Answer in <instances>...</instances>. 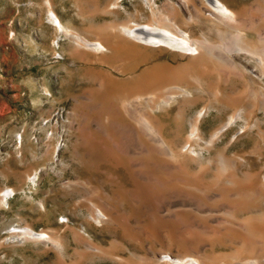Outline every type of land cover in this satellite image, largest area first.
I'll list each match as a JSON object with an SVG mask.
<instances>
[{
	"label": "rangeland",
	"instance_id": "obj_1",
	"mask_svg": "<svg viewBox=\"0 0 264 264\" xmlns=\"http://www.w3.org/2000/svg\"><path fill=\"white\" fill-rule=\"evenodd\" d=\"M220 1L239 18L234 26L200 16L204 0H0V191L6 187L13 190L5 203L0 202V264H154L141 257L160 248L177 251L179 247L162 233V227L150 224V215H164L161 209L165 200L172 198L171 187L192 190L188 180L191 177L205 186L207 195L203 199L210 209L188 212L191 208L186 205L181 207L185 210L181 215L202 216L205 224L194 228L201 235L199 238L208 242L203 245L208 253L205 259L232 260L229 254L234 250L240 252V257L251 256L243 244L250 235L222 219L251 217V212H236L235 207L230 211L234 210L237 218H232L227 205L251 193L244 178L247 172L258 177L264 173V157L259 154L264 147V120L243 132L240 123L234 124L212 147L186 140L193 115L203 104L220 102L226 96L231 97L225 98L228 102H248L242 95L264 81H259L257 74L256 78L252 74V80L245 72L244 77L229 74L228 67L208 59L210 73L202 74L200 79L203 86L209 79L210 87L192 89L193 98H197L194 104L179 97L149 117L159 126L172 158L159 153V143L147 129L143 131L136 115L131 112V116L128 109L138 92L158 93L167 85H185L187 81L176 80L174 70L188 62L189 54L136 43L111 27L129 21L154 23L167 17L188 35L208 43L227 40L237 33L251 43L260 42L264 35L259 32L264 25V0ZM153 8L159 9L160 14H152ZM48 9L58 15L67 29L88 41H102L107 50L95 53L73 44L65 35L58 36L48 20ZM117 44L133 50L117 55ZM235 56L248 69L253 65L245 62L242 54ZM157 63L167 64V77L145 87L138 81L141 70ZM100 72L109 73L110 77L102 80ZM138 110L150 112L144 103ZM230 110L226 109V114ZM215 112L211 108L199 122L206 138L226 117ZM257 112L264 119L263 112ZM134 130L148 150L135 155L145 153L143 162L152 178L128 171L131 157L124 153L125 145ZM222 150L228 157L252 158L241 166L228 160L230 165L223 167L218 158L215 160ZM113 154L119 161L110 157ZM167 161L172 167L167 166ZM34 174L37 178L30 182L29 177ZM217 186L223 192L212 194ZM238 188L244 194H234L240 191ZM247 190L249 193H245ZM100 195L109 197L113 205L105 220L96 221L88 215V208L94 201L106 205ZM251 197L252 193L248 197L250 203ZM216 215L218 221H212L211 216ZM134 216L145 219V229ZM175 224L170 227L173 234L183 235V226ZM223 224L230 228L211 232V226ZM23 227L47 237L11 233ZM148 229L153 234H146Z\"/></svg>",
	"mask_w": 264,
	"mask_h": 264
},
{
	"label": "bare ground",
	"instance_id": "obj_2",
	"mask_svg": "<svg viewBox=\"0 0 264 264\" xmlns=\"http://www.w3.org/2000/svg\"><path fill=\"white\" fill-rule=\"evenodd\" d=\"M144 1L148 2V0H144ZM48 4H50V2ZM204 7H205L204 11L200 13V16L203 15L204 18L207 17L210 19H215L217 21H221L226 24L233 25V26L234 24L237 23L236 21L239 19L236 13L232 9H230L227 5H225L223 2H221L220 0H204ZM48 12L50 13L48 16V20L55 27L56 31L58 32V36L65 35L66 37L72 40L73 44L75 43V45L84 47L95 53H100V52L107 50L102 41H99V40L88 41L87 38L82 37L78 34H75L74 32L67 29L63 25V22L61 21V19L58 17V15L54 13L53 10L48 9ZM151 12L152 14H160L161 11L157 8H153L151 9ZM111 27L113 31H117L119 34H122L123 36L131 39L132 41L136 43H141L145 45L163 46L168 49H171L172 51L187 52L189 54L190 59L188 60V62L183 65L177 66L174 70V76L176 80L177 81L179 80L187 81L186 84L184 83L185 85H181L179 83L167 85L165 86V88H163L162 91L158 93H156L155 91L148 92L147 94L145 92H138L137 94L133 96L132 98L133 100L130 102L129 109H128V112L130 110V113L132 112L134 115H136V119L140 122V124L144 128L143 131L147 129L148 133L150 134L149 136L154 141L159 143L158 145L159 149H157L159 150V153L165 154L167 156L170 155V157L172 158H174L172 154V150L168 148V144L166 145V143L161 138L159 126L157 124H154L149 119V117L151 116V113H153L156 110H160L161 108L163 109L164 107H168L172 102L177 100L179 97H186L190 99L192 103L194 104L197 98H193L192 89L194 87L196 88L205 87L208 90V88L210 87L209 79H207L208 82H206L205 86L202 85L201 79H200L202 74L210 73V69L207 65L208 59H211L217 63L223 64L224 66L228 67L229 70H227V73L229 74L230 73L233 75L242 74V76L244 77L243 72H245L246 74H248L251 80L253 79L252 77L254 76V74H257L259 77V81H264V35L260 37L259 39L260 42L258 43H251L243 39L239 33L235 35H231L230 38H228L227 40L222 39L218 43H208L202 39H199L198 37L188 35L181 29L179 25L172 22L171 19L167 17L160 19L159 21L154 22V23H150V22L142 23V22H137V21H129V22H122V23L113 25ZM259 28H260L259 32H262L264 34V25L260 26ZM57 43H58V39H56V44ZM115 49H116L115 51L117 55L121 51L130 54L133 50V48L130 46L119 45V44H117ZM237 54H242L243 55L242 57L246 59L245 62H251L253 64L250 67V69H248V67L245 66L244 64H240L235 60V57H236L235 55ZM58 55H60L61 57L60 53H58ZM167 71H168V66L165 63H157L152 66H147L141 70V75L138 78V81H140V83L143 84L145 87L146 86L152 87L155 84H157L161 79L167 77V74H166ZM100 77H101L100 79L104 80L105 78L110 77V75L109 73H106V72L105 73L100 72ZM91 78L92 77H90V79ZM254 78L256 77L254 76ZM247 88H250V87H247ZM245 96L243 94L242 98H245L246 100L248 98V102L246 101L247 103L239 102L240 103L239 104L236 102H228L227 100H225V98H229V97L226 96L220 102L217 100L215 103H212L211 101H209L208 103H206V105L203 104L202 107L196 110L195 114L193 115L194 119L192 122H190L191 128H190L189 133L187 134L186 142L201 141L205 147H212L213 145H215L217 140L221 137L220 135L226 132L227 130L231 129L232 126L236 123H240L241 125L240 129H242L241 132L245 131L246 129L259 126L258 122L264 120L262 119V117L260 119V116H258V112H257V111H262L264 114V84L260 85L258 88H251L250 90L247 91ZM229 99H231V97ZM128 100L130 101V99ZM142 103L147 105L150 111L149 113L140 112L138 110V106H140ZM211 108L216 109L215 115L217 114V116L226 114L227 112L226 109L228 108H230L231 110L225 115L226 117L224 118V122L219 127H217L215 130H213L209 134V137L206 138L200 132L199 122L203 120V118L205 117L206 114L209 113ZM132 113H131V116H132ZM262 136H264V134ZM262 139H264V137ZM145 147L138 136V132L134 130L133 134H131V136L129 137V142L127 143V145H125L124 153L126 155H129V158L131 157L130 158L131 167L129 166L127 167L129 169L128 170L129 173L132 175L135 174L137 176H141L142 178H152L151 176L152 174L151 175L149 174V171L146 169L144 165L146 163L143 162L145 158H143L142 156L148 151ZM188 147H189V144H187V148ZM223 151L224 150L220 151V153L221 152L223 153ZM250 151H252V149ZM255 151H257V148ZM255 151H253V153H255ZM143 152H145L143 155H140V156L135 155V154L137 155L141 154ZM218 153H216V155ZM220 153L217 155L218 157L214 159L215 160L219 159V161L222 164L220 165L223 167L227 164L230 165L229 161H232L233 165L238 164V166H241V165H244L245 161L248 160L246 156H236V155L232 156L231 155L232 157H228L225 154H222V153L220 154ZM259 154L260 156L264 157V147L261 148V150L259 151ZM110 157L116 160H118L119 158L118 156L114 154L111 155ZM251 158H249V160ZM255 158H258V157L256 156ZM249 160L247 162H249ZM251 163L252 161L250 162V165ZM166 164L168 167L171 165V163L168 161L166 162ZM170 167H172V165ZM177 167L179 170L182 169L181 168L182 166L180 167L181 168L180 169L179 166L175 165V168ZM240 168L241 167H239V169ZM245 172L243 171L242 173L245 174ZM248 174L250 176H248ZM245 176L244 178H246V186L247 188L250 189L248 190L251 191L252 193L251 198H253V202L251 201L252 203H250L248 201V197L250 196L251 193L249 194V196L245 195L243 193L244 190L242 189L240 190L238 188L240 191L238 192L236 191L234 194L236 193L238 195L244 194L248 202L243 201V200L241 201L239 199V198L244 199V195H243V197L238 198L240 201L236 198L237 201L234 200V204L230 202L231 204L230 205L228 203L229 205H227V208L229 209L228 210L229 216L232 218H237L233 213L235 210V207L237 208L236 212L238 210L251 212V217L248 220L247 219L241 220L237 218L238 221L236 219L229 220L228 218L226 219L224 218L222 219V222L228 221L230 224L237 225L239 229L241 228L246 234L250 235V237H248V239L243 244L247 246L245 248H247L250 251L251 256H246L244 258L240 257L239 255L240 252L238 250H234L229 254V256L230 258L237 259V260H233V259L232 260H224V259L216 260L215 259L213 261H208L207 259H205V257L208 256V253L207 251H204L203 245L208 242L203 241L201 238H199L201 235L197 234L194 228L195 226H202L205 224L204 222H203L204 224L202 223V220H201L202 216L194 215L193 213H190L191 215H181L185 212V210H183V208L181 207H184L186 205L190 206L191 208V209L188 208L189 209L188 212L195 211L197 213V212H204L210 209V206H208L203 199L207 195V191H205V186L202 185L199 182V180H197V178L191 179L192 178L191 177L188 180H189V184L192 185L193 187L192 190H186L182 187H179L178 185L176 187H171L169 192L172 195V198L165 200V202L166 201L167 202L164 206H162V209H161L164 212V215H150V220H151L150 224L156 225L157 227H162V229H164L162 230L163 231L162 233H164L167 237H169L170 241L174 242L176 246L179 247V250L163 251L161 248H160L161 251H159L160 249L158 251L152 250L153 252L151 251L152 253H150L149 256L143 255L141 257L142 260H152L154 264H264V210H263L264 209V173L262 177H258V175L256 176L254 174H251V172H247V175ZM36 178H37L36 174L30 175L29 181L35 182ZM226 178L227 180H230L228 179V177ZM221 189L222 187L217 186L215 190H212V194L219 195ZM249 191L248 192L245 191V193H249ZM222 192L223 191H221V193ZM232 192H234V190H232ZM11 194H13V190L11 188L6 187L2 189L0 191V202L5 203ZM99 198L103 199L106 205L99 204L98 201L96 202L94 201V202H91V205L88 208L89 209L88 215L92 216V219H96V221H100L101 219L105 220L106 216L110 215V213L108 212L109 206L113 205L108 200L109 197L100 195ZM113 201L116 203L115 200ZM173 206H176V207H173ZM230 209H234L233 212L230 211ZM135 218L136 219L134 220H137L136 221L137 223L140 224L141 222H143L141 227L142 229L143 228L145 229V224L148 225V223L145 222V219L144 218L141 219L142 217L141 218L138 217L139 219L137 217ZM211 220L218 221V216L217 215L216 217L211 216ZM173 223H176L175 225H178V226L179 225L183 226L182 227L184 228L183 235L180 233L179 235L173 234L172 230L170 229ZM187 224L191 225L192 227L191 226L189 227V225ZM228 228L230 227L224 224L221 227L211 226V230H212L211 232L213 234L220 233L221 231L222 232L227 231ZM147 231L148 232H146V234L148 233L149 235L150 233L153 234L154 232L149 229ZM17 232H19L20 234H24V235H30L31 237H34L37 239L42 238L44 234L40 231L31 229L30 227H23V228L11 231V233H17ZM44 236L47 237L46 234H44ZM127 264H145V263L141 262V263H127Z\"/></svg>",
	"mask_w": 264,
	"mask_h": 264
}]
</instances>
